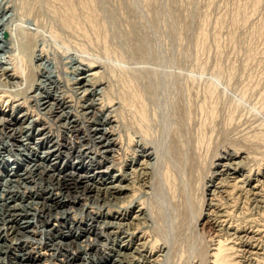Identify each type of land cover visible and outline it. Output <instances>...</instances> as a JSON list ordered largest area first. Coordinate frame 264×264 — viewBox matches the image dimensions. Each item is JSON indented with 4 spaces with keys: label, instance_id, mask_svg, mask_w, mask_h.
<instances>
[{
    "label": "rangeland",
    "instance_id": "obj_1",
    "mask_svg": "<svg viewBox=\"0 0 264 264\" xmlns=\"http://www.w3.org/2000/svg\"><path fill=\"white\" fill-rule=\"evenodd\" d=\"M54 5L0 0V264H264V0Z\"/></svg>",
    "mask_w": 264,
    "mask_h": 264
},
{
    "label": "bare ground",
    "instance_id": "obj_2",
    "mask_svg": "<svg viewBox=\"0 0 264 264\" xmlns=\"http://www.w3.org/2000/svg\"><path fill=\"white\" fill-rule=\"evenodd\" d=\"M54 1L57 3V5H54L53 10L55 11V13L58 14L59 21H61V23L63 25H65L66 27L72 28L74 30L76 29V31H78V32L81 31L83 34H86V31L84 32L86 23L89 24L91 26L92 30L96 33L102 29V27H103V26H101L102 23L98 21V18L96 17L95 13H93L90 10H86L87 5L89 3H91L92 0H80V3L78 5H76L73 2V0H54ZM80 8L83 9V12L81 15H79L77 13L78 9H80ZM105 52L108 53V55H110V56L113 55V57L116 59L121 58L120 54H117L114 51H110L108 48H106ZM116 74L118 76L120 75L121 82H120V86H119V90H118L117 94H119L118 97L121 98V102L123 104V107H126V108L128 107L132 111L133 116L135 117V120H136L137 128L140 131H142L143 133H145L146 136L149 137L150 129H151V127H150L151 115H150L149 110L147 108V105L145 103V95L143 93V90H141V87H139L138 83L133 82L131 79H129L126 76V72L122 68L110 69L109 75H116ZM26 87H27V85H26ZM105 132L103 131V135H105ZM100 137H102V136H100ZM107 142H109V141L107 140ZM87 168H88V165H87ZM90 174L91 173L85 174V175L87 176ZM82 241H84V239ZM81 247H83V244L81 245ZM218 248L219 247H217V249ZM221 249L223 250V247ZM221 249H218L219 251L216 250V253H215L216 260L217 259L220 260L219 263L225 259V255L221 252ZM217 251H218V253H217ZM223 252H224V250H223ZM115 263H113V264H115Z\"/></svg>",
    "mask_w": 264,
    "mask_h": 264
}]
</instances>
